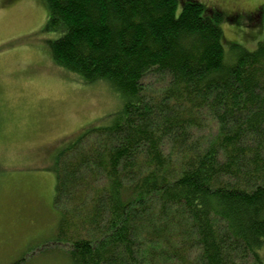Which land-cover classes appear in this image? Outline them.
Wrapping results in <instances>:
<instances>
[{
    "label": "trees",
    "instance_id": "trees-1",
    "mask_svg": "<svg viewBox=\"0 0 264 264\" xmlns=\"http://www.w3.org/2000/svg\"><path fill=\"white\" fill-rule=\"evenodd\" d=\"M44 1L54 64L125 98L50 168L71 263L263 264L264 7L227 61L225 17L196 1Z\"/></svg>",
    "mask_w": 264,
    "mask_h": 264
},
{
    "label": "rangeland",
    "instance_id": "rangeland-1",
    "mask_svg": "<svg viewBox=\"0 0 264 264\" xmlns=\"http://www.w3.org/2000/svg\"><path fill=\"white\" fill-rule=\"evenodd\" d=\"M189 1L225 17L227 61L232 45L253 51L262 40L264 0ZM47 19L44 0H0V264H72L56 238L50 168L76 135L118 121L125 103L105 82L84 84L54 64ZM258 253L264 264V247Z\"/></svg>",
    "mask_w": 264,
    "mask_h": 264
}]
</instances>
